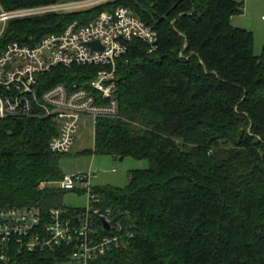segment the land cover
Instances as JSON below:
<instances>
[{
    "label": "trees",
    "instance_id": "1",
    "mask_svg": "<svg viewBox=\"0 0 264 264\" xmlns=\"http://www.w3.org/2000/svg\"><path fill=\"white\" fill-rule=\"evenodd\" d=\"M61 0H0L5 10ZM131 8L158 32L118 61L120 116L98 121L92 154L148 159L129 183L94 187L124 226V244L92 264H264V46L232 25L237 0H116L86 13L13 19V41L60 33L109 7ZM97 68L56 67L50 84L92 77ZM90 73V74H89ZM50 118L0 120V207L64 208L63 155L49 149ZM79 192V191H78ZM67 208V207H65ZM74 211L73 207H68ZM67 254H25V264H66Z\"/></svg>",
    "mask_w": 264,
    "mask_h": 264
},
{
    "label": "built area",
    "instance_id": "2",
    "mask_svg": "<svg viewBox=\"0 0 264 264\" xmlns=\"http://www.w3.org/2000/svg\"><path fill=\"white\" fill-rule=\"evenodd\" d=\"M114 1L61 0L14 10L0 5V37L13 19L86 13ZM158 39L157 30L131 8L117 6L88 20H75L60 33L9 43L0 52V120L50 118L58 127L49 149L70 153L82 121L95 131L99 120L120 116L117 65L128 53L129 43L140 40L152 53ZM94 42L99 43L95 48ZM59 66L97 71L89 78L51 85L44 77ZM93 179V172H77L54 183L64 191L87 194V205L74 211L52 208L44 214L37 207H0V264H25V254L58 249L68 255L66 264H92L121 247L127 236L122 221L115 219L111 208L101 205Z\"/></svg>",
    "mask_w": 264,
    "mask_h": 264
},
{
    "label": "rangeland",
    "instance_id": "3",
    "mask_svg": "<svg viewBox=\"0 0 264 264\" xmlns=\"http://www.w3.org/2000/svg\"><path fill=\"white\" fill-rule=\"evenodd\" d=\"M232 25L253 32L254 52L256 55H261L264 46V0H251L249 4H244L243 13L232 19ZM95 133L96 130L94 131L82 121L74 147L70 153L63 155L60 159V167L65 176L77 172H93V187L123 188L129 183L130 171L151 167L148 159L138 160L127 157L120 160L108 155L86 152L94 149ZM62 200L63 206L73 208L85 207L88 201L85 192L77 191H66Z\"/></svg>",
    "mask_w": 264,
    "mask_h": 264
},
{
    "label": "water",
    "instance_id": "4",
    "mask_svg": "<svg viewBox=\"0 0 264 264\" xmlns=\"http://www.w3.org/2000/svg\"><path fill=\"white\" fill-rule=\"evenodd\" d=\"M98 45H99L98 42L91 43V46H92L93 48L97 47ZM123 159H124V157H121V158H120V160H123ZM104 223H105V227H106V228H109V225H108L106 222H104Z\"/></svg>",
    "mask_w": 264,
    "mask_h": 264
},
{
    "label": "crops",
    "instance_id": "5",
    "mask_svg": "<svg viewBox=\"0 0 264 264\" xmlns=\"http://www.w3.org/2000/svg\"><path fill=\"white\" fill-rule=\"evenodd\" d=\"M237 1H239V0H237ZM251 0H242V1H239V2H241V3H243V5L244 4H249V2H250ZM237 28H240V27H237Z\"/></svg>",
    "mask_w": 264,
    "mask_h": 264
}]
</instances>
